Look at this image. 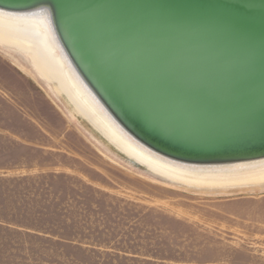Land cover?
Segmentation results:
<instances>
[{
  "label": "rangeland",
  "instance_id": "1",
  "mask_svg": "<svg viewBox=\"0 0 264 264\" xmlns=\"http://www.w3.org/2000/svg\"><path fill=\"white\" fill-rule=\"evenodd\" d=\"M65 107L0 45V264H264V191L173 185Z\"/></svg>",
  "mask_w": 264,
  "mask_h": 264
},
{
  "label": "water",
  "instance_id": "2",
  "mask_svg": "<svg viewBox=\"0 0 264 264\" xmlns=\"http://www.w3.org/2000/svg\"><path fill=\"white\" fill-rule=\"evenodd\" d=\"M37 6L150 148L197 164L264 159V0H0Z\"/></svg>",
  "mask_w": 264,
  "mask_h": 264
},
{
  "label": "bare ground",
  "instance_id": "3",
  "mask_svg": "<svg viewBox=\"0 0 264 264\" xmlns=\"http://www.w3.org/2000/svg\"><path fill=\"white\" fill-rule=\"evenodd\" d=\"M0 45L26 58L52 94L65 100L71 118L75 116L79 124L85 123L116 152L152 175L206 194L264 191V159L216 164L183 162L155 151L133 135L72 60L58 34L51 8L0 7Z\"/></svg>",
  "mask_w": 264,
  "mask_h": 264
}]
</instances>
